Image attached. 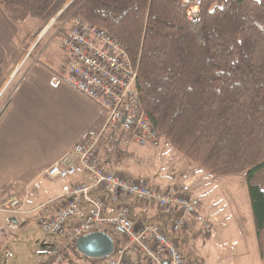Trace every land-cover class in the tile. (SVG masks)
Segmentation results:
<instances>
[{"label": "trees", "instance_id": "obj_1", "mask_svg": "<svg viewBox=\"0 0 264 264\" xmlns=\"http://www.w3.org/2000/svg\"><path fill=\"white\" fill-rule=\"evenodd\" d=\"M68 1L55 28L73 14L122 45L137 66L135 88L159 142L211 176L244 173L264 264V0H201L194 20L187 18L181 0H0V7L13 24L34 20L38 31ZM36 31L22 36L23 48ZM37 48L33 57L40 53ZM8 68L0 45V83ZM8 104L7 99L0 116ZM120 139L101 147L103 164L109 156L125 154ZM144 213L132 200V220L168 230L174 215L172 209L152 217ZM71 248L78 251L76 241Z\"/></svg>", "mask_w": 264, "mask_h": 264}, {"label": "built area", "instance_id": "obj_2", "mask_svg": "<svg viewBox=\"0 0 264 264\" xmlns=\"http://www.w3.org/2000/svg\"><path fill=\"white\" fill-rule=\"evenodd\" d=\"M181 4L189 20L198 18L201 0H181ZM62 25L55 35L63 34L61 48L68 56L63 78L94 102L104 112L105 120L45 169L49 179L62 181L59 196L25 210L29 193H13L0 200V213L9 217L34 213L38 230L62 239L60 246L51 250L48 264H65L77 238L94 231L114 234L118 242L113 255L100 264H185L179 234L186 228L188 217L203 221L200 200L192 188L175 181L165 187L152 186L142 177L109 170L100 161L101 147L113 145L122 135L128 138L120 139L125 148L131 143L138 147L160 143L135 88L137 66L104 29L73 14ZM78 173L86 181L77 180ZM131 200L145 210L172 209L168 230L156 222L132 220ZM128 251L138 258L127 260Z\"/></svg>", "mask_w": 264, "mask_h": 264}, {"label": "crops", "instance_id": "obj_3", "mask_svg": "<svg viewBox=\"0 0 264 264\" xmlns=\"http://www.w3.org/2000/svg\"><path fill=\"white\" fill-rule=\"evenodd\" d=\"M19 27L20 25L13 24L8 19L0 7V45L6 52L9 62L8 69L15 67L24 52L33 47L36 42L33 38L30 45L23 48L21 38L30 29L21 31L17 29ZM45 29L46 27L42 31H47ZM55 32L53 30L52 37ZM62 35L58 33L56 36H60L61 39ZM48 49L45 45L40 53L42 51L46 53ZM40 53L28 62L26 68L22 69L9 96V104L0 116V200L13 193L27 190L30 195L26 204L28 210L52 201L61 194V186H56L59 180L49 179L44 173L45 169L83 140L86 133L97 123L105 120L104 112L94 102L65 82L63 72L68 60L67 54L60 57H49L45 60L47 64L55 63L53 69L36 60ZM122 139L128 138L124 135ZM129 148L131 151L125 148L127 155L117 153L109 156L108 162H104L105 167L118 171L117 165L125 163L120 157L123 155L125 158H130L133 152L141 147L138 148L137 145L131 143ZM123 175L139 177L130 173H123ZM76 179L86 181L80 173ZM174 180L172 179V182ZM151 183L150 185H153ZM154 186L160 187L158 184ZM215 194L206 193L205 196H197L193 190V195L200 200V214L203 217V223L208 221L209 217L214 216L212 207L219 203L218 198H213ZM155 214L154 209H148L145 210L144 216L152 217ZM17 217H9L5 214L0 215V220L15 221ZM245 221L251 230L249 213ZM194 222H196L194 217H188L187 226L181 232V242L186 239L185 234ZM49 258L47 249L46 257L40 264H48ZM137 258L136 253L127 252V260ZM193 260L195 264L204 262L197 257H193ZM65 262L67 264H100L98 259L85 258L74 248L67 253Z\"/></svg>", "mask_w": 264, "mask_h": 264}, {"label": "rangeland", "instance_id": "obj_4", "mask_svg": "<svg viewBox=\"0 0 264 264\" xmlns=\"http://www.w3.org/2000/svg\"><path fill=\"white\" fill-rule=\"evenodd\" d=\"M68 3L70 1L62 8L65 9ZM55 19L51 18L48 21L49 23L53 20L50 27L47 23L38 31L34 26V20H26L20 23V27L17 28L21 31L29 29L33 32L36 31L34 46L37 45V49L40 48V50L45 45L49 48L46 53L42 51L36 59L43 64H47L45 60L49 57L65 55L61 48L60 36L52 37L53 30L58 31L60 26H63L61 23L58 28H55ZM45 27L48 29L43 32ZM33 47L24 52L21 56L22 59L20 58L21 61L19 59V63L15 67L8 69L2 79L0 109L2 104L9 99V94L20 77L22 69L26 68L28 62L33 59L31 55L34 51ZM57 57L55 59H58ZM54 64L47 65L54 69ZM129 147H126L127 151H131ZM125 154L127 155V153ZM120 158L125 163L117 165L116 168L119 172L142 177L149 184L152 181V186L158 184L160 187H165L174 183L172 179H175L174 181L177 183L189 185L197 196L216 193L213 198H218L219 203L212 207L214 216L209 217L208 221L204 223L195 219L196 222L185 234L186 239L181 242V250L187 258L188 264L193 260V257L203 260V264H261L250 216L244 173L211 176L198 170L194 164L161 142L156 146L141 147L133 152V156L130 158H125L123 155ZM61 185L62 182L58 181L56 186L60 187ZM25 210H28V207H25ZM154 210L156 211V209ZM247 213L250 217L251 230L245 221ZM0 215L5 214L0 213ZM17 216L15 221L0 220V264H40L46 257L47 249L50 255L52 249L60 246L62 239L38 230L34 213L24 212ZM65 264L67 263L65 262Z\"/></svg>", "mask_w": 264, "mask_h": 264}, {"label": "water", "instance_id": "obj_5", "mask_svg": "<svg viewBox=\"0 0 264 264\" xmlns=\"http://www.w3.org/2000/svg\"><path fill=\"white\" fill-rule=\"evenodd\" d=\"M76 245L85 258L91 259H106L112 256L115 250L113 237L102 231H94L78 237Z\"/></svg>", "mask_w": 264, "mask_h": 264}]
</instances>
